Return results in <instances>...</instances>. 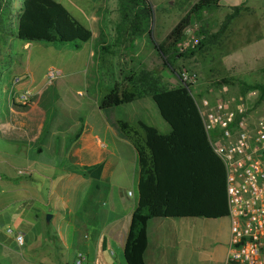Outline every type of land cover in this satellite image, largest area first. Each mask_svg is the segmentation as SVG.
Here are the masks:
<instances>
[{
  "label": "rangeland",
  "instance_id": "rangeland-1",
  "mask_svg": "<svg viewBox=\"0 0 264 264\" xmlns=\"http://www.w3.org/2000/svg\"><path fill=\"white\" fill-rule=\"evenodd\" d=\"M54 1L94 32L95 38L87 44L30 42L25 47L27 42L16 37L17 15L22 12L23 0H0V111H10L12 101L22 105L23 100L20 98L26 96L27 104L41 100L39 108L46 113L45 118L40 120L31 112L30 137L17 147L2 143L7 152L18 149L21 156H6L0 162V177L3 179L0 182V232L7 234L11 230L15 234L17 227L29 230L31 240L25 258H29L31 264L38 260L49 263L48 259L57 263L65 259L69 262L70 259L71 262L77 251L68 246L71 242L70 229H80L89 237L95 226L100 228L104 224V220L99 217L94 219L95 225L89 224L92 212L99 209L110 210V196L125 198L127 192H130L133 195L131 199L138 198V166L122 147L117 150L123 157L108 171L105 180L98 184L96 180L78 172L80 163L87 164L90 159L77 153L72 146L75 130L79 132L87 124L97 123L98 100L106 92L108 83V74L97 67L100 52H97L95 59H90L89 52L100 40L108 42L113 37L108 34L100 38L99 28L92 18H102L112 23L120 20L119 0ZM196 1L145 0L150 16L148 19L135 20L141 21L142 32L128 35L118 48L107 47L101 53L100 67L109 54L106 52L116 54L114 64L118 66L121 76L120 80L115 79L114 71L110 70L113 76L110 78L111 85L115 82L129 84L126 79L131 75H145L141 79H145L148 84L156 80L161 88H173L179 83L180 72L185 70L196 73L194 89L203 95L219 96L224 87L227 94L238 93L237 85L229 84L228 79L216 73L213 11L203 13L200 20L193 21L188 27L196 36H201L198 34L200 28L204 30L207 42L202 45L201 50L192 56L177 59L172 67H165L155 53L153 43H159ZM132 15L142 17L139 2ZM113 27L117 31V25ZM262 64L264 59L256 66ZM49 72L60 74L50 80ZM224 80L228 84H224ZM134 105H140V102ZM133 107L123 106L117 115L129 114L130 117L126 118H134L131 117ZM145 110L143 118L149 126L157 127L159 123H165L153 102ZM36 135L37 138L34 139L33 136ZM94 195H97L94 204L87 202L84 209H79L83 196ZM53 215L54 218L47 221V216ZM181 221L193 222L194 219ZM199 221H203L205 225L206 237L213 228L217 239H222L226 231L230 230L228 218ZM36 222L40 223L41 230ZM59 231L62 232L63 241L58 239L56 232ZM210 243L208 239L204 241L205 246ZM218 252V257L222 258L223 254L226 255L227 247H221ZM83 257V264H113L116 260L109 251L103 253L100 246L92 247L87 257Z\"/></svg>",
  "mask_w": 264,
  "mask_h": 264
},
{
  "label": "crops",
  "instance_id": "crops-1",
  "mask_svg": "<svg viewBox=\"0 0 264 264\" xmlns=\"http://www.w3.org/2000/svg\"><path fill=\"white\" fill-rule=\"evenodd\" d=\"M209 12H204V14ZM213 12L215 14L213 27L216 73L221 75L222 78L228 79L229 84L234 83L238 87H240V84H264V64L259 67L256 66L260 60L264 59V0H218V8ZM228 17H230L229 20ZM92 21L99 28L100 38L111 34L113 39L107 40L108 42L100 40L98 44H94L89 52L90 59L96 58L97 52H100V47L115 46L118 48L123 44L117 35L118 29L116 31L113 27L114 25L118 26L120 20L112 23L110 20L92 18ZM91 33L92 38L88 42L95 38L94 32ZM27 45L28 43L25 47ZM106 53L109 54L103 61L104 65L98 66L100 61L97 65L98 69L102 68L108 74L106 75L108 83L106 84L105 93L118 85L117 82L113 86L111 85L110 78H113V76L110 70L114 71L115 79L120 80L119 77L121 76L118 66L114 64L116 54L111 51ZM94 64L95 62H93ZM99 101L100 99L98 105ZM136 102H140V105L135 106ZM150 102H153L151 97L143 95L129 104L103 111L98 108L97 123L87 124V127L79 130V132L75 130L73 148L77 153L90 159L87 164L81 162L78 168L102 163L103 169L100 178L96 180L100 184L105 180L108 171L114 168L117 161L123 157L118 152V147H122L130 155L132 162L134 160L137 163L133 146L119 133L116 122L123 119L130 122L142 121L147 124L143 118V112L146 111V108L149 109ZM40 103L41 100H37L32 104L23 106L12 101L10 111H0V162L6 156L13 158L21 156L18 149L7 152L2 143H10V145L17 147L19 143L25 142L24 139L30 137L31 112H34V116L40 120L45 118L46 113L39 108ZM126 105L134 106L131 112V117L134 118H126V116L130 117L129 114L117 115V112ZM157 127L154 128L156 130L161 129L158 131L162 135L170 132V127L166 123H159ZM33 138L36 139L37 135ZM1 180L3 179L0 177V182ZM129 193L127 192L125 198L110 196L108 199L111 203L110 210L99 209L92 212L95 205L92 206V210L90 207L92 215L88 223L93 225L94 219L99 217L104 220V224L100 228L95 226L89 237L84 234V231L82 233L80 229H70L71 242L68 246L77 251L73 254L71 262L70 259L69 262L68 259H65L58 263L48 259L49 263L38 260L34 264H76L79 254L87 257L88 251L92 247L98 248V246L101 247L103 253L107 250L116 259L113 264H224L226 255L223 254L220 258L218 257V251L221 247L223 249L227 247L229 230L226 231L222 239H217L215 238L216 230L214 228L210 235L205 236V225L203 221H199L201 218H196L193 222L181 221L185 219L148 220L144 217L137 218L135 209L138 198L137 200L131 199L133 195L129 196ZM96 198L97 195L83 196L79 203V209H84L87 202L94 204ZM53 218L54 215L51 219ZM137 219L141 221L143 227L138 239L133 240V228ZM36 223V226L40 229V223ZM20 229L17 227L14 233L23 236L22 246H18L15 242V234L0 232V263L31 264L30 259L25 258L31 240L30 232L28 229ZM56 234L58 239L63 241L62 232L59 231ZM206 239L211 241L209 246L204 245ZM19 247L22 248V251H19ZM204 254L205 256H202ZM84 261L85 258L81 264Z\"/></svg>",
  "mask_w": 264,
  "mask_h": 264
},
{
  "label": "trees",
  "instance_id": "trees-1",
  "mask_svg": "<svg viewBox=\"0 0 264 264\" xmlns=\"http://www.w3.org/2000/svg\"><path fill=\"white\" fill-rule=\"evenodd\" d=\"M138 2L142 17H132ZM217 8L218 0H197L159 43H153L155 53L165 67H172L177 59L192 56L201 50L207 42V36L201 28L198 34L203 38L194 49L180 53L177 46L193 21L200 20L204 12ZM118 10L120 22L117 35L120 40L142 32L141 21L135 20L148 19L150 16L145 0H119ZM16 37L27 43L76 44L88 42L92 33L54 0H23L22 12L17 15ZM100 48L99 61L102 51L107 47ZM143 76L131 75L126 79L129 84L115 85L109 92L102 94L98 105L103 111L147 95L151 97L161 119L170 127V132L162 135L142 121L119 119L116 122L119 133L136 152L139 171L136 217L148 220L228 218L224 167L208 143L190 91L180 82L168 89L159 87L156 80L148 84L145 79H141ZM223 82L228 84L226 80ZM249 90H257L259 97L264 98V84H240V94ZM77 169L84 176L98 180L103 165L98 163ZM142 227L141 221L137 219L133 240L138 239Z\"/></svg>",
  "mask_w": 264,
  "mask_h": 264
},
{
  "label": "built area",
  "instance_id": "built-area-1",
  "mask_svg": "<svg viewBox=\"0 0 264 264\" xmlns=\"http://www.w3.org/2000/svg\"><path fill=\"white\" fill-rule=\"evenodd\" d=\"M202 38L187 28L178 52L194 49ZM59 74L49 72L48 77ZM178 79L194 98L208 143L225 171L230 230L224 264H264V98L257 90L230 95L225 87L211 97L194 89L196 73L184 70ZM20 99L28 105L26 96ZM14 239L23 245L21 234ZM83 259L79 254L76 264Z\"/></svg>",
  "mask_w": 264,
  "mask_h": 264
},
{
  "label": "water",
  "instance_id": "water-1",
  "mask_svg": "<svg viewBox=\"0 0 264 264\" xmlns=\"http://www.w3.org/2000/svg\"><path fill=\"white\" fill-rule=\"evenodd\" d=\"M50 218H51L50 216H47V221H49V220H50Z\"/></svg>",
  "mask_w": 264,
  "mask_h": 264
}]
</instances>
